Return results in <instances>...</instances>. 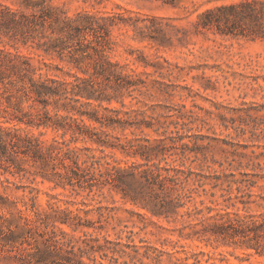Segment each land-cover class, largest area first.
<instances>
[{
    "label": "rangeland",
    "instance_id": "rangeland-1",
    "mask_svg": "<svg viewBox=\"0 0 264 264\" xmlns=\"http://www.w3.org/2000/svg\"><path fill=\"white\" fill-rule=\"evenodd\" d=\"M0 1L23 8L21 0ZM49 3L73 18L80 13L107 25L109 57L124 65V72L133 75L135 81H144L137 85L140 90L124 97L123 106L114 100L103 102L117 108L118 116L133 122V126L106 127L92 120L86 123L97 131L119 136L120 142L133 135L161 141L159 148L168 163L204 174L216 170L227 175L223 179L237 182L223 185L231 200L225 198L227 191L210 189L205 184V191L198 188L192 202L180 207L175 217L166 219L107 187L89 191L55 186L57 175L53 172L65 171L58 159L41 162L28 156L15 157L14 164L0 165V264H19L6 257L15 254V250L9 252L2 246L8 240L22 241L20 246L32 264L39 257L43 258L41 263L52 259L68 263L66 258L73 262L71 254L47 255L52 248L39 235V217L54 218L63 210L71 217L78 216L87 225L82 229L99 236L101 242L103 236L119 241L127 253H115L120 263L264 264V252L258 254L239 241L224 242L214 237L206 240L207 235H202L211 222L220 221L218 213L237 211L242 217L264 213V0ZM208 17L211 22L203 26L202 21ZM77 22L82 23V19ZM21 51L28 53L25 48ZM92 105L97 102L92 101ZM149 122L153 127L147 126ZM156 127L159 133L153 130ZM22 128L47 145L53 139L61 140L59 132L51 128ZM69 138L65 135L66 140ZM70 145L87 146L96 155L108 154L112 163L120 165L135 160L119 148L98 146L88 138ZM251 180L255 184L249 185ZM225 205L230 206L225 209ZM57 225L75 236L81 234L65 224ZM83 260L95 264L86 256ZM103 262L112 264L108 258Z\"/></svg>",
    "mask_w": 264,
    "mask_h": 264
},
{
    "label": "trees",
    "instance_id": "trees-1",
    "mask_svg": "<svg viewBox=\"0 0 264 264\" xmlns=\"http://www.w3.org/2000/svg\"><path fill=\"white\" fill-rule=\"evenodd\" d=\"M20 5L23 8H14L0 1V165L14 164L15 157L20 156L41 162L58 159L65 171L53 172L57 175L55 186L64 188L69 185L73 189L77 186L89 191L107 187L166 219L175 217L180 207L192 202L198 188L205 191V184H209L210 189L229 192L223 187L224 183L229 186L237 181L223 179V175H227L216 170L204 174L168 163L159 148L161 141L151 142L149 138L133 135V138L120 142L119 136L97 131L86 123V120H92L106 127L133 126V122L118 116L120 111L117 108L103 102L110 104L114 100L123 106L124 97L140 90L137 85L144 81L138 83L133 75L124 72V65L111 60L107 53L108 27L95 17L78 13L73 18L52 6L49 0H21ZM78 18L82 23L77 22ZM210 22L208 17L202 24L205 26ZM21 48L27 49L28 53H23ZM92 101L97 105L93 106ZM61 110L66 113L60 114ZM125 114L129 116V111ZM146 124L153 127L150 122ZM22 125L51 128L59 132L61 140L53 139L47 145L25 131ZM153 130L159 133L158 127ZM65 135H70L69 140ZM86 138L98 146L119 148L135 160L120 165L112 163L108 154L96 155L87 146L70 145L72 141ZM101 152H104L103 148ZM51 168L54 170L55 166ZM253 184L255 180L249 183ZM143 187L148 190L144 192ZM237 190L240 191L239 186ZM210 195L214 196V192L211 191ZM225 198L231 200L230 193ZM230 205L234 206L233 203ZM230 205H225V209ZM31 207H35V202ZM69 213L63 210L54 218L39 217L42 225L39 235L45 245L52 248L53 252L47 255L63 252L73 255L75 260L71 262L66 258L68 263H64L52 259L50 263H41L43 258L39 257L35 264H89L84 262V256L95 264H105L103 260L106 258L112 264H127V261L120 263L115 256V253L127 254L119 241L103 236L101 242L99 236L82 229L87 225H83L78 216L71 217ZM232 213L233 217L230 216ZM217 215L220 221H213L204 228L202 235H207L206 240L214 237L224 242L239 241L258 254L264 252V243L261 242L264 213L242 217L237 211H225ZM57 222L69 226L72 231L80 230L81 234L75 236ZM250 232H253L252 236ZM17 241L8 240L2 244L9 252L15 250V254L6 257L18 260L19 264H32L20 246L22 241Z\"/></svg>",
    "mask_w": 264,
    "mask_h": 264
}]
</instances>
